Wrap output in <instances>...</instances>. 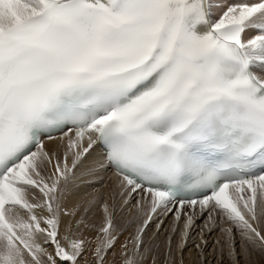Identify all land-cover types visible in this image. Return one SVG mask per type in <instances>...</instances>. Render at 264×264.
I'll return each mask as SVG.
<instances>
[{
	"label": "snow or ice",
	"instance_id": "1",
	"mask_svg": "<svg viewBox=\"0 0 264 264\" xmlns=\"http://www.w3.org/2000/svg\"><path fill=\"white\" fill-rule=\"evenodd\" d=\"M204 216L264 257V0H0V264H185Z\"/></svg>",
	"mask_w": 264,
	"mask_h": 264
},
{
	"label": "bare ground",
	"instance_id": "2",
	"mask_svg": "<svg viewBox=\"0 0 264 264\" xmlns=\"http://www.w3.org/2000/svg\"><path fill=\"white\" fill-rule=\"evenodd\" d=\"M48 143L49 148L55 149L57 146L54 142H46ZM59 151L62 153L63 152V147L61 146L59 148ZM96 159V154L94 153L93 156L89 159V163H93L94 160ZM103 178L105 180V183H114L115 177L113 173L109 170L107 172L102 173ZM109 177H111V180H109ZM92 183H96V186L99 187V184L93 180ZM128 218L131 213H125ZM215 220L217 221V226L213 228L211 232H208L205 230L204 232V239L208 241L207 246L204 248L203 251V257L205 264H230V259L226 255V253L222 254L221 253V241L224 239L223 233L220 231L221 227H227V224L223 221V219L220 216H215ZM162 219L165 220L164 225L162 226V232L158 234V236L161 238L168 237L169 235H172L176 237L179 240V234L178 233H172V226H173V218L171 216L168 217H162ZM207 220V216L204 217H197L196 222L194 225V228L191 232V239L188 241V245L186 250L184 251V260L185 264H201V254L198 249L194 247L195 244L200 243L201 241V236L199 235L201 229L204 228L205 221ZM182 227V224H181ZM64 227H62L61 232H64ZM152 233L155 232V226H152ZM85 235L87 236L89 241H92L93 243L89 245V247L94 246V240H95V232L92 231L91 233L86 232ZM128 234L126 233L125 235L120 236V244L124 243V241L127 239ZM152 238V237H151ZM237 240L239 239V236L236 238ZM216 241H220V243H216ZM150 242V241H149ZM238 242V241H237ZM240 242V240H239ZM166 244V243H165ZM219 249H218V248ZM119 252V244L117 245V253ZM86 257L91 258V253L86 252L85 253ZM241 258V257H240ZM110 260H115L116 264H119L120 257L119 255L116 256H109ZM177 259H179V256L177 255ZM150 261V260H149ZM241 261V260H240ZM242 262V261H241ZM149 264H151L149 262Z\"/></svg>",
	"mask_w": 264,
	"mask_h": 264
},
{
	"label": "rangeland",
	"instance_id": "3",
	"mask_svg": "<svg viewBox=\"0 0 264 264\" xmlns=\"http://www.w3.org/2000/svg\"><path fill=\"white\" fill-rule=\"evenodd\" d=\"M127 216L125 214H123V219L121 217H118L117 218V225L118 227L121 226V225H124L127 223ZM134 231V229H133ZM95 232V231H94ZM127 232H124L123 234L125 235ZM122 234V235H123ZM128 234V233H127ZM158 235V234H157ZM128 237V236H127ZM152 237V238H151ZM160 238V237H159ZM157 239L156 237L153 236V233L152 231H150L146 237V240L150 241V243L153 244V255L156 256L158 259L162 260L163 259V256L161 255V252H166V238L167 237H164V238H161V239ZM240 239H238L237 241V251L240 250V242H239ZM178 241V239L176 237L173 236V249H175V244L176 242ZM221 241V246H223V243H224V239L220 240ZM218 248V247H217ZM219 249V248H218ZM184 255V254H183ZM241 257V258H240ZM230 259V258H229ZM240 261V264H245V257L243 255L239 256L238 257ZM251 261H252V264H264V257L260 256V255H254L252 258H251ZM151 263V260L149 261ZM230 264H231V261H229Z\"/></svg>",
	"mask_w": 264,
	"mask_h": 264
}]
</instances>
